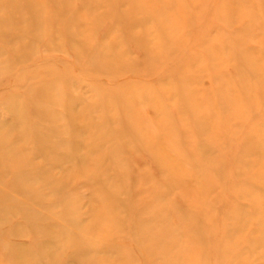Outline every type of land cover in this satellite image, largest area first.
Instances as JSON below:
<instances>
[{"label": "rangeland", "instance_id": "1", "mask_svg": "<svg viewBox=\"0 0 264 264\" xmlns=\"http://www.w3.org/2000/svg\"><path fill=\"white\" fill-rule=\"evenodd\" d=\"M0 264H264V0H0Z\"/></svg>", "mask_w": 264, "mask_h": 264}]
</instances>
